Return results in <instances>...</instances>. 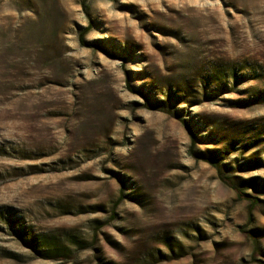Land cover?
<instances>
[{"label":"rangeland","instance_id":"obj_1","mask_svg":"<svg viewBox=\"0 0 264 264\" xmlns=\"http://www.w3.org/2000/svg\"><path fill=\"white\" fill-rule=\"evenodd\" d=\"M82 2L0 0V264H264V0Z\"/></svg>","mask_w":264,"mask_h":264},{"label":"trees","instance_id":"obj_2","mask_svg":"<svg viewBox=\"0 0 264 264\" xmlns=\"http://www.w3.org/2000/svg\"><path fill=\"white\" fill-rule=\"evenodd\" d=\"M82 7L84 8V12L86 14H88V7L85 5V0H83L82 2ZM87 26L86 28H84L82 31L79 32L78 34V41L81 45L83 46H87V47H93L96 49H99L101 51H104L105 53H108L107 50H105L104 48H102V46H100L99 44L95 43V42H88L85 40L84 35L88 30ZM235 75V74H234ZM193 135V134H192ZM208 161L210 162V164L212 166L215 167V169L217 170L218 176L220 178V180L227 186H229L230 188H232L234 191L237 192L238 196L241 198H252L251 195L247 194L245 191L241 190L240 186L236 183H234L231 178H229L228 176H226L223 172H222V166H226V164L223 163H219L218 160H215L214 156H210L208 157ZM252 201V199H251Z\"/></svg>","mask_w":264,"mask_h":264}]
</instances>
